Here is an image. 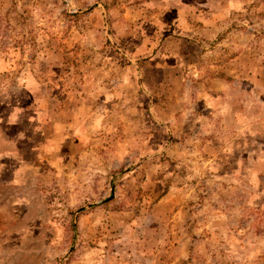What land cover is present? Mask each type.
<instances>
[{
	"label": "rangeland",
	"instance_id": "rangeland-1",
	"mask_svg": "<svg viewBox=\"0 0 264 264\" xmlns=\"http://www.w3.org/2000/svg\"><path fill=\"white\" fill-rule=\"evenodd\" d=\"M0 264H264V0H0Z\"/></svg>",
	"mask_w": 264,
	"mask_h": 264
}]
</instances>
